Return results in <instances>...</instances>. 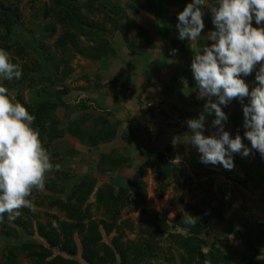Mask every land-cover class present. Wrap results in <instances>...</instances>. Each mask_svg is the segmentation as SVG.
<instances>
[{"label": "rangeland", "instance_id": "1", "mask_svg": "<svg viewBox=\"0 0 264 264\" xmlns=\"http://www.w3.org/2000/svg\"><path fill=\"white\" fill-rule=\"evenodd\" d=\"M48 1L50 0L4 1V4L13 2L14 8H17L20 12L24 29H20L17 36L21 43L28 49H31V51L39 42H44L46 46H49L58 36L64 33V29L60 27V24L55 23L49 16L44 17L43 12L45 6L47 7V5H50ZM105 1L108 0H74L72 4L79 7L81 16L88 17V20L91 19L101 24L106 12L115 15L109 10V7H101V3ZM110 1L114 3L118 2L119 5L121 4V7L125 9V18L120 20L119 25L136 23L146 30L150 39L153 41L149 48L146 50H137L140 48L142 42H139L136 32L129 31L127 33V38L130 42H126L116 28L113 30V26L109 27L105 25L103 37L108 41L114 53L102 55L97 60H91L81 55H76V57L71 60L72 71L68 74L66 73L65 79L60 78L51 86L49 94L47 95V99L49 100L46 98L41 99L36 94L40 89V86L37 85H42L43 83L31 86L24 80L20 85L18 83L10 85L0 80V83L4 86L7 85L6 87L9 89L11 95L15 96L20 93L26 105L30 106L32 103H37L39 100H47L48 103H53L52 105L55 106L56 101H58L56 107L51 108L47 115L48 117H54L57 122V128L53 133L57 136L60 132L63 134L58 136L59 138L57 139L53 137V140H49L48 137L45 138L42 141L45 148L55 145L56 141H61L60 139L63 138L68 128L72 130L69 135L74 137L76 126L72 124V121L84 117L86 118L85 120L91 121L97 128H99L97 125L98 123L102 126H104V121L109 123L107 119L104 120L103 115H115L119 103L128 107V112L125 113H128L132 117L131 107L136 104V102L145 109H148L150 106L158 108L157 103L161 96L163 99L171 96L183 98V90L177 82H173L170 77L171 72L168 68L173 69V74L178 72L180 75L186 76V71L179 70V66H185L184 59L182 58V56L185 55H182V53L178 54L179 52L176 51L174 56L180 55L178 58L179 63H175L173 58L169 60L171 62L168 61L167 63L166 55H173L172 50L175 48L168 38L165 41L161 37L159 38V33H157V35L156 32L159 27L162 28L165 25L166 18L164 12L170 10L177 18V14L183 10L186 6L185 4L190 3L189 0H184V4L179 7L168 6L169 9H166L164 0H155L154 4L157 6L156 14L140 8V4L144 2V0ZM206 2L208 4H213L215 0H206ZM202 10L205 13L203 17L205 27L199 40L194 42L197 47L210 45L212 42L207 38L208 33L215 30L208 8L205 6ZM175 17L173 19H175ZM115 18H117V16H115ZM253 26L255 27L256 25L253 24ZM51 27H54L56 31L55 36L50 39ZM192 43L193 42L184 40V46L187 47L189 51H194ZM83 44L88 45L91 44V42H84ZM12 57L15 63L19 64L21 67L25 64L28 68L32 67V72L35 71L34 66H32V59L28 56H26L25 59H20L18 56ZM175 65L176 67L179 65L178 69L174 67ZM152 69L154 70L149 73ZM188 78L189 76L187 80ZM153 85H155L154 87L156 88H154V90L157 93L159 92V95L158 98L150 101V99L147 98L148 94L146 90L147 87ZM164 100L166 101L167 99ZM81 102L87 105V112L81 107ZM65 105H68V108ZM160 106L162 110L165 108L162 107L164 106L163 100ZM198 116H194V118H198ZM89 122L87 123L89 124ZM46 123L48 129H51L53 124H50L48 121ZM85 125L86 124L83 126ZM186 139L187 138L183 139V141L185 142ZM63 140L67 144H70L68 139ZM113 140H115V137ZM86 142L88 143V141ZM84 145L85 142H81L78 145H72V149H67L72 152V155L74 154L73 156L63 153V156L60 157L64 149H47L51 154L52 163L60 166L59 171L54 169L48 174L45 185H47L48 181L52 182L50 183V188L46 189L45 187V191L43 192H33L31 199L35 202L36 211H29L27 208L21 209V215L18 219L20 222L29 225L27 228L14 222H5L6 216H4L3 220H0V222L6 224L5 227H2L0 224V234L1 231L8 232V235L0 236V264H89V262L91 264H185L184 262L187 260V257L184 254L186 252L184 248L177 243L178 237L171 238L168 232H165L161 235L162 237L148 240L145 233H140V231H138V225L142 227L141 229H144L145 222L143 220H145V217H151L153 219L160 218L161 223L163 220L171 221L175 219L177 214L183 217L186 215L185 213H187L198 218V220L205 215L208 217L205 218V222H207L206 230L211 231L208 233L205 232L202 236L207 238V241L211 242H217L219 240L216 237L215 231L216 229L222 230L223 228V224L219 222L220 220L218 218L220 215V203L223 200L219 188L217 187V176L215 177L213 171L207 167H200L198 163L200 161L199 156L193 158L198 159L199 157L198 162H196V160L192 162V166H194V170L196 171L195 174L192 175L193 170L189 165L183 170L182 176L179 177L180 179H176L175 174L170 176L167 180L168 186L162 191L161 195L156 192L158 184L154 178V171L148 168L146 175L142 179V181H145L147 184L146 195L143 202L138 201L134 211L129 210L128 207L122 206L118 210L114 209L110 212L107 211L105 205L103 207L97 203L98 190L106 181H108L106 184L112 183L116 188H127L126 184L130 172L126 169L122 170V168L123 166L131 168L132 165L131 163L128 165L127 161H125L126 163L119 168L115 167L117 163L114 162L112 165L113 167L110 168L109 171L104 169L100 170L99 163L96 164V167L95 164L91 162L92 160L89 155H85L83 158L77 160L79 153L85 149ZM114 146L116 147V143ZM119 147L123 148L122 146ZM121 151H123V149H121ZM127 151L128 149L126 152ZM113 157L114 160H117L116 152L112 154L111 158ZM140 160L141 158L138 156L137 161L139 162ZM138 162L135 161V164H133V170ZM218 173L224 174L223 172ZM86 174L92 176L94 184L91 192L87 195V201H85L82 206V211L87 213V219L82 220L84 225L83 231L86 235H89L88 228L90 229V226L95 225L101 233V239L96 248H91L89 247L90 244L86 246L83 245L79 232L74 231L73 239L77 246L76 253L74 255H67L59 252V250L54 247L48 246L45 237L37 232L36 222L40 221L44 223L47 215L51 213L57 215L61 221L68 223V228L70 227V223H76L74 219H68L58 212L55 205L51 206V201L55 198H60L63 202L68 201L71 186L83 179ZM110 180L111 183L109 182ZM221 181L223 182L225 180ZM227 185L226 194L232 193L233 189L238 187H236L234 181L227 182ZM229 186H232V188ZM51 187L55 188V190L51 189ZM256 188V186L250 185L249 189H247L246 206H248L249 212L254 213V216L259 215V222L261 225H264V188ZM239 191L240 189H236L234 194ZM45 196L49 199L45 200ZM235 198L236 201H241V196L239 197L236 195ZM77 199L78 198L73 197L68 202L70 205L83 203L79 202L82 198L80 200ZM47 200H49L47 203V205H49L48 207L45 202ZM103 225L111 226L112 230L106 233ZM244 236L248 237L249 235L244 234ZM56 239L61 238H52L51 240L55 243ZM115 239L118 242L117 245L113 244ZM227 241L229 242L230 239ZM25 242L30 244L25 246V250H23L21 246L23 245L22 243ZM104 245L109 249L106 250ZM84 248L86 250L88 249L89 253H87ZM201 250L207 252L208 247L204 246ZM5 253H7L6 257L3 256ZM109 254L114 256V263L109 261ZM84 255H88L87 259L84 258ZM183 258L184 260H181ZM218 261L217 264L222 263L221 260L218 259ZM200 264H204V261ZM241 264H244V261H242Z\"/></svg>", "mask_w": 264, "mask_h": 264}, {"label": "trees", "instance_id": "2", "mask_svg": "<svg viewBox=\"0 0 264 264\" xmlns=\"http://www.w3.org/2000/svg\"><path fill=\"white\" fill-rule=\"evenodd\" d=\"M4 1L5 0H0V48H3L10 53L11 59L14 63L15 61L12 56H18L20 59H25L26 56H28L32 59V66H34L35 71L32 72V67L28 68L27 65L23 64V75L21 79L3 81L10 85L15 83L20 85L24 80H26L31 86L43 83L42 85H37L40 86V89L36 92L37 96L41 99H47V95L49 94L50 88L53 86L54 82L60 78L65 79L66 75L72 71L71 60L76 57V55H81L84 58L91 60H97L102 55L114 53L108 41L103 37L105 25H108L109 27L113 26V28L111 27L113 30L116 28L126 42H130L127 38V33L129 31L136 32L139 42H142V44H140V48L137 50H146L150 47L151 43H153L146 30L140 25L136 23L119 25L120 20L125 18L126 12L124 7H121L122 5H119L118 2L114 3L108 0L101 3V7H109V10L115 15H111V13L106 12L100 24L94 20H88V17L86 18L81 16L79 7L72 4L74 0H50L48 1L50 2V5H47V7L45 6L43 15L44 17L49 16L55 23L60 24V27L64 29V33L61 34V36H58L49 46H46L44 42H39L34 48H32L31 51V49H28L21 43L17 36L20 29H24L20 12L17 8H14L13 2L4 4ZM154 3L155 0H144V2L140 4V8L156 14L157 6ZM164 4L166 9H169L168 6L179 7L183 5L184 0H164ZM172 13L173 12H170V10L164 12V16L166 18L165 25L163 26L166 33H164V35L167 36L173 47L177 52H179L178 54L182 53V55H185L182 56V58L184 59L186 69L188 68L191 71L190 65L194 52L193 50L189 51L188 48L184 46V40L178 39V30L176 28L178 21ZM115 16H117V18H115ZM174 17L175 19H173ZM55 31L56 29L51 27L50 39L55 36ZM84 42H91V44L86 45L83 44ZM174 75L177 77L180 76L178 72ZM176 76L173 79H176ZM178 82L182 86L185 99H187L188 102L195 104L194 97L199 93V90L196 84L192 83L194 82L193 76H189L188 80L182 79L178 80ZM15 97L28 109L30 114L35 117L34 127L39 129L41 141L47 137L49 140H53V137L54 139H57L59 138L58 136L63 134L60 132L57 136L53 133L57 128V122L54 117L50 116V118L47 115L51 108L56 107L58 101H56L55 106L52 105L53 103H48L47 100L49 99L42 101L39 100L37 103L34 102L29 106L24 104L20 93L16 94ZM65 106L68 108V105ZM81 107L85 112H87L88 108L86 104L81 102ZM182 107L184 111H190L195 106L192 107L182 105ZM180 108L178 107V109ZM85 119L86 118L83 117L79 120L72 121V124L76 126V132H74V134L76 137L78 136L77 138L79 140H89L90 145H96L98 143L110 142L116 136V127L110 122L108 123L104 121V126L98 123L97 125L99 128H97L91 121L89 122ZM47 121L50 122V124H53L51 129H48L46 123ZM87 122H89V124ZM84 124L86 125L83 126ZM124 140L127 141L128 137ZM111 156V154L100 156V170L104 169L109 171V169L113 167L112 165L114 162L117 163L115 166L117 167L119 164V166H122L126 163L125 161L128 160V158L124 156L114 160V157L111 158ZM127 164L129 165L130 163L127 162ZM174 166L175 165L168 160L163 152L150 150L144 163L136 168L128 187L116 188L112 184L105 183L98 190V199H96L97 203L103 207L105 205L107 211L110 212L114 209L118 210L122 206L128 207L129 210L134 211L138 201L143 202L146 195L147 184L145 181H142V179L146 175L147 169H153L154 178L158 184L156 192L161 195L162 191L168 186V178L175 173ZM92 179L93 178L90 174H86L83 179L73 184L70 188L71 190L68 201H70L73 197L78 198L77 200L82 198L79 201L80 203L83 202L82 204L70 205L68 201L63 202L60 198H55L51 201V206L55 205L58 212L66 216L68 219H74L76 223H70V227L68 228V223L61 221L57 215H53L51 213L47 215L44 223H41L40 221H37L38 223L36 222L37 232L45 237L48 242V246L54 247L59 250V252L67 255H74L77 247L73 239L74 231L79 232L83 245L86 246L87 244H90L89 247L91 248H96L98 246L99 240L101 239V233L99 232L98 227L95 225L90 226V229L88 228V232L90 234L86 235L83 231L84 225L82 223L83 219H87V213L82 211V206L84 202L87 201V195L93 188L94 181ZM50 183L52 182L48 181L47 185H45L46 189L50 188ZM51 189L55 190V188L52 187ZM46 199L49 198L45 196V200ZM48 201L49 200L45 201L47 207L49 206L47 205ZM5 216L6 218L4 221H9L7 219V215ZM183 217L180 214H177L175 219L171 221L163 220L161 223L160 218L153 219L151 217H145V220H143L145 222L144 229H141L142 227L139 225L137 229L140 233H145L148 240H152L156 237H162L161 235L165 232H168L171 238L178 237L177 243L180 244L186 252L184 255L187 257V260L185 262L182 261L185 264H200L205 260H210L211 264H217V262H219L218 259L222 261L221 264H231L228 257L218 246H215L214 243L207 241L208 239L202 236L207 229V222H205V218L208 217L203 215L199 220L197 219L198 221L194 225H187L183 223ZM54 221L56 222V227L53 226ZM10 222H14L24 228L29 226L20 222L18 218ZM0 224L2 227L6 226L4 222H0ZM103 228L106 233H109L112 230V227L109 225H103ZM2 235H8V232L1 231L0 236ZM52 238L61 239H56L55 243H53L51 240ZM22 244L21 249L25 250V246H28L30 243L25 242ZM113 244H118L116 239L113 241ZM104 246L106 250L109 249L106 245ZM204 246L208 247L207 252L201 250ZM251 248L253 247L251 246ZM84 250L89 253L88 249L86 250L84 248ZM3 256L6 257L7 253ZM87 257L88 255H84L85 259H87ZM108 259L111 263H114V256L111 254H109ZM181 260H184V258ZM246 262L247 263L244 264H257V260L253 257H250L249 261ZM89 264L91 263L89 262Z\"/></svg>", "mask_w": 264, "mask_h": 264}, {"label": "clouds", "instance_id": "3", "mask_svg": "<svg viewBox=\"0 0 264 264\" xmlns=\"http://www.w3.org/2000/svg\"><path fill=\"white\" fill-rule=\"evenodd\" d=\"M205 6L215 30L208 33L210 45L197 47L194 42L205 27L202 10ZM177 19L178 39L193 42L190 68L199 97L208 100L198 118L186 120L190 133L186 142L198 151L201 163L219 164L226 170L234 167L233 154L247 157L255 150L264 157V0H215L213 4L192 0L177 14ZM175 52L173 49L172 54ZM254 71L256 84L250 89L242 77ZM22 75V67L0 48V80H19ZM233 99L241 102L243 135L250 148L239 134L233 138L224 129L228 117L221 106H227ZM162 100L161 96L157 107ZM213 113L215 132L205 135V114ZM34 120L28 109L0 83V220L7 215L9 221H14L24 208L35 212L33 192L45 191L48 174L54 169L59 171L60 166L52 163ZM185 214L183 223L197 222L198 218ZM53 226H57L55 221ZM204 264L211 261L205 260Z\"/></svg>", "mask_w": 264, "mask_h": 264}, {"label": "crops", "instance_id": "4", "mask_svg": "<svg viewBox=\"0 0 264 264\" xmlns=\"http://www.w3.org/2000/svg\"><path fill=\"white\" fill-rule=\"evenodd\" d=\"M189 2L191 3L192 0H189ZM253 24L255 25L254 21ZM157 33H159V35ZM164 33L165 29L163 27H159L156 32L159 38L161 37L166 41L167 36L164 35ZM168 56L166 55L167 63L171 58L174 59L173 61L175 63H179V56ZM176 65L174 67H176ZM182 67L179 66V70L186 71V76L179 74L180 76L177 77L174 75L177 74V72L173 74V69L168 68L171 72L170 77L172 78L173 82H177L179 84L178 80L187 79L188 76L192 75L191 71L188 68L186 69V66L183 68ZM153 70L154 69L150 70L149 73H151ZM175 76L176 79H173ZM242 78L249 85L250 89L251 87L255 86V71L249 76ZM192 83L196 84L195 81ZM154 86L155 85L147 87L146 90L148 94L147 98L150 99V101L155 100L159 95V92L157 93L154 90V88H156ZM180 87L182 88L181 85ZM182 95V99L178 98L177 96L164 98L167 100L165 101L163 99L164 106L162 107H165L163 110L161 109V106L158 108L154 107V109L153 107L145 109L136 102V104L131 107L132 117L128 113H125L128 112V107H125L119 103L117 106V113L115 115H103L104 120L107 119L116 127L115 140L111 142L98 143L92 146L89 144V140L81 141L78 140V136H74L75 138L70 136L69 133L72 132V130L68 128L63 138L60 139L61 141H56L55 145L49 146L47 149H64L61 152L60 157L63 156V153L71 156L72 152L68 151L67 149H72V145L75 146L81 142H85V149L79 153L77 160L83 158L85 155H89L90 159L92 160L91 162H93L95 166L99 163V161H101L99 158L102 155H112L116 152L118 159L121 156L127 157V162L131 163L132 166L131 168H126V166H123L122 168V170L126 169L130 172L126 186H128L132 180L135 169L146 160L150 150L161 151L167 155L170 161H172L175 165L174 174L176 179H180L179 177L182 176L183 170H185V168H187L189 165L193 170V175L196 171L194 170V166H192V162L193 160L198 162L200 154L192 145L188 144L186 141H183V139L187 138V136L190 134L186 120L201 114L203 112V106L208 102V100L207 98H200L198 93L194 97L195 104H193L185 99L184 93H182ZM211 99L213 102H215L216 98L213 97ZM247 102L248 99L245 98L244 103L246 104ZM182 105L195 107L190 111H184V109H182ZM178 107L181 108L178 109ZM221 107L228 117L227 121L224 122V129L228 131L233 138L236 134H239L245 146L250 148V142L244 138L243 135L245 130L243 128V111L241 102L233 99L227 106ZM205 115L206 121L204 134L209 135L210 133L215 132V128L212 127V121L215 118V115L214 113L212 115ZM127 137L128 140H124ZM63 139H68L70 144H67ZM86 141H88V143ZM115 143L116 147L114 146ZM119 146H122L123 148H120ZM121 149H123V151H121ZM127 149L128 151L126 152ZM138 156L141 158L139 162L137 161ZM197 156H199L198 159H193L197 158ZM135 161L138 162V164L133 170V164H135ZM233 161L234 167L232 170H226L219 164L206 165L200 161L198 162L200 167H207L213 171V175L215 177L217 176V187L219 188V192L221 193L223 200L220 203V215L218 216L220 220L219 222L223 224V228L222 230L216 229V237L219 240L217 242L212 241V243L220 248V250L228 257L231 264H241L242 261L247 263L246 261H249L250 257L255 258L257 260V264H264V225L260 224L258 219L259 215L254 216V213L249 212L248 206H246V193L250 185L256 186V189L264 188V157L253 150L252 153L247 157H243L240 154H233ZM119 165L117 167L120 168L121 166ZM218 172H223L224 174L222 175ZM221 180L225 181L222 182ZM229 181H234L236 187L238 186L237 188L233 189L232 193H230L232 195L228 193L226 194V189L228 187L227 182ZM109 182L111 183V180ZM106 183H108V181H106ZM229 187L232 188V186ZM236 189H240V191L235 192L234 194ZM236 195L239 197L241 196V201H236ZM210 231L211 230H206L207 233ZM244 234H248L249 236L245 237ZM228 239H230L229 242L227 241ZM251 246L253 248H251Z\"/></svg>", "mask_w": 264, "mask_h": 264}]
</instances>
